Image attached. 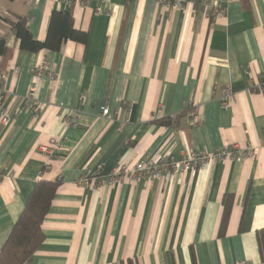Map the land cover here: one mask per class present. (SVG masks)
<instances>
[{
  "label": "crops",
  "instance_id": "crops-1",
  "mask_svg": "<svg viewBox=\"0 0 264 264\" xmlns=\"http://www.w3.org/2000/svg\"><path fill=\"white\" fill-rule=\"evenodd\" d=\"M182 2L179 10L157 0H0L6 111L22 107L34 66L56 74L37 86V113L0 123V251L42 179L59 186L26 264H264L256 241L264 228V0ZM213 4L224 14L209 20ZM53 11H69L86 42L20 50L6 20L25 18L42 42ZM225 89L232 97L223 106ZM49 138L65 139L50 158L39 150ZM226 145L258 153L168 182L78 183L97 168Z\"/></svg>",
  "mask_w": 264,
  "mask_h": 264
},
{
  "label": "built area",
  "instance_id": "built-area-1",
  "mask_svg": "<svg viewBox=\"0 0 264 264\" xmlns=\"http://www.w3.org/2000/svg\"><path fill=\"white\" fill-rule=\"evenodd\" d=\"M157 1L163 3L164 7H172L179 10L183 9L182 0H174L176 2L174 5L170 3V0ZM72 2L73 0H66L68 6H70ZM205 10V15L209 20H215L222 17L224 14V10L217 4L206 6ZM44 75L49 81L54 82L56 80V74L47 67L45 62L40 63L31 69L32 80L28 92L23 98L22 107L17 109L14 114H9L3 107L5 92L3 76L0 72V123L3 126L9 125L14 117L22 110L29 111L33 114L37 113L36 91L37 86ZM231 97L232 95L230 91L225 89V95L221 99V104L225 106ZM81 99H83V97H81ZM100 111L103 117H107L109 114L107 107H101ZM196 114L197 113L194 110L191 111L193 117H196ZM64 119L69 126H76L77 124V120L70 118L68 115L65 116ZM64 140V138H49V146H41L39 147V150L47 157H53L55 152L63 145ZM257 153L258 148L251 147L239 149L236 145H226L211 152H185L181 153L178 158H175L172 154L168 153L157 159L140 160L132 166L120 164L107 173H102L101 168H97L94 172L86 171L79 177L78 183L90 190H96L104 186L118 185L124 182L135 183L140 180H162L168 182L175 176H182L189 172L203 170L212 162L253 159L256 157ZM41 176L42 174H39L38 179H40Z\"/></svg>",
  "mask_w": 264,
  "mask_h": 264
},
{
  "label": "trees",
  "instance_id": "trees-1",
  "mask_svg": "<svg viewBox=\"0 0 264 264\" xmlns=\"http://www.w3.org/2000/svg\"><path fill=\"white\" fill-rule=\"evenodd\" d=\"M6 23L22 51L31 53L43 50L59 52L67 40L77 43L86 42V35L74 28L72 15L69 11H53L51 13L46 36L42 42L33 39L28 28V21L25 18L17 17L15 21L6 20ZM6 53L5 39L0 38L1 61ZM58 186V181L49 182L42 179L35 184L0 251V264H26L31 259L43 240L41 224ZM226 215L227 210L225 209L223 223ZM256 241L260 261L264 263V228L256 232Z\"/></svg>",
  "mask_w": 264,
  "mask_h": 264
}]
</instances>
